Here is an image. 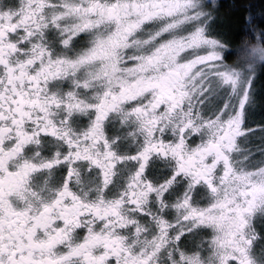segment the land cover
I'll use <instances>...</instances> for the list:
<instances>
[{
	"label": "snow or ice",
	"instance_id": "1",
	"mask_svg": "<svg viewBox=\"0 0 264 264\" xmlns=\"http://www.w3.org/2000/svg\"><path fill=\"white\" fill-rule=\"evenodd\" d=\"M221 7L0 0V264H264V3L246 71Z\"/></svg>",
	"mask_w": 264,
	"mask_h": 264
},
{
	"label": "trees",
	"instance_id": "2",
	"mask_svg": "<svg viewBox=\"0 0 264 264\" xmlns=\"http://www.w3.org/2000/svg\"><path fill=\"white\" fill-rule=\"evenodd\" d=\"M257 3H264V0H255ZM219 3L222 5L221 7V15L223 16V22L221 19V23L225 25H229L227 27H223L219 30L224 31L227 33L226 38L231 42V46H238L240 43L246 42L244 41L245 37L239 26L235 23V17H232L231 20L228 19L229 17V6L232 3V0H219ZM264 82L262 79L257 80V88L260 89L261 83Z\"/></svg>",
	"mask_w": 264,
	"mask_h": 264
},
{
	"label": "rangeland",
	"instance_id": "3",
	"mask_svg": "<svg viewBox=\"0 0 264 264\" xmlns=\"http://www.w3.org/2000/svg\"><path fill=\"white\" fill-rule=\"evenodd\" d=\"M222 15H221V19H222ZM223 22V19H222ZM245 47H246V42L240 43L238 46H234V47H230V51L233 52V56L230 58H233V62H236L240 65L242 70H247V65L244 63L245 61ZM235 49H237V54L235 55Z\"/></svg>",
	"mask_w": 264,
	"mask_h": 264
},
{
	"label": "clouds",
	"instance_id": "4",
	"mask_svg": "<svg viewBox=\"0 0 264 264\" xmlns=\"http://www.w3.org/2000/svg\"><path fill=\"white\" fill-rule=\"evenodd\" d=\"M248 38H245L244 41H246ZM261 64H264V61H258L256 64V71L259 72Z\"/></svg>",
	"mask_w": 264,
	"mask_h": 264
}]
</instances>
